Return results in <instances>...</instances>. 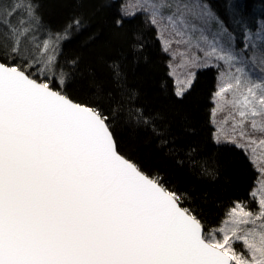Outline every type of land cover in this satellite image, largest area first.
Segmentation results:
<instances>
[{
	"label": "snow or ice",
	"instance_id": "6c2138e0",
	"mask_svg": "<svg viewBox=\"0 0 264 264\" xmlns=\"http://www.w3.org/2000/svg\"><path fill=\"white\" fill-rule=\"evenodd\" d=\"M40 8L41 0H0V264H264V188L252 193L258 211L237 203L206 226L186 194L124 150L115 109L69 95L79 61L61 63L59 43L82 21L51 32ZM137 11L191 65L223 62L214 101L232 108L224 122L245 144L225 140L250 152L264 146V19L253 32L246 0H229L243 32L238 52L205 0H139L115 25ZM123 75L114 64L118 84ZM194 80L190 72L176 95Z\"/></svg>",
	"mask_w": 264,
	"mask_h": 264
},
{
	"label": "trees",
	"instance_id": "16d2710c",
	"mask_svg": "<svg viewBox=\"0 0 264 264\" xmlns=\"http://www.w3.org/2000/svg\"><path fill=\"white\" fill-rule=\"evenodd\" d=\"M205 1L239 41L243 32L232 22L229 0ZM246 2L249 16L255 17L249 25L255 32L264 19L260 15L264 0ZM122 8L123 0H41L46 30L58 32L73 19L82 21L59 43L61 63L74 57L79 61V83L69 95L115 109L124 150L142 169L161 176L170 190L186 194V206L195 209L206 226H219L237 203L256 211L255 165L243 149L215 140L217 70L196 71L192 87L178 97L157 30L142 13L117 27L114 21ZM114 64L124 74L119 84L113 78Z\"/></svg>",
	"mask_w": 264,
	"mask_h": 264
},
{
	"label": "rangeland",
	"instance_id": "374dc122",
	"mask_svg": "<svg viewBox=\"0 0 264 264\" xmlns=\"http://www.w3.org/2000/svg\"><path fill=\"white\" fill-rule=\"evenodd\" d=\"M138 3H139V0H123V7L128 6L129 11H136V6ZM137 13H142V12L137 11L136 14ZM142 14L147 17L146 14H144V13H142ZM209 27L212 29L213 32L219 30L218 26L215 24H210ZM219 27H226V26L223 22V24L220 25ZM228 31L231 32L230 30H228ZM232 34L235 37H237L234 33H232ZM242 37L243 36H239L238 37L239 41L236 39L234 44H233V48L235 50H237L238 52L242 48V43H243ZM158 38L161 42V45H162L164 52L169 57L170 74L175 81L176 91L185 86V81L188 79V74L190 72L196 74V71H198L199 69L209 67V66H193V65H191L190 63H188L186 58H184L180 54L181 52H183V46L178 47L176 44H172V46L169 48L168 43L165 42V38L161 37L159 33H158ZM166 48L168 49L167 51L165 50ZM193 51H195V50H193ZM195 54L198 56H202V54L199 52H196ZM213 63L215 64L216 62L213 61ZM219 63L221 65L220 68H217L215 66H211L217 70V88H218L219 82H220V72L224 69L223 62H219ZM230 98L231 97L229 95V99ZM213 103H214V106H213V111H212V124L214 127V136L215 137L220 136L222 143H230V142H227L225 140V137H232V138L237 139L238 143L245 144V141L240 140L238 136L234 135V133L232 131V120L228 119L227 123L224 122L225 118L229 117L230 113L233 111L232 108L230 106H228L227 104H225L222 108H217V104L219 102L213 100ZM214 110H215V113H214ZM253 135H257V134H253ZM234 145H236V144H234ZM239 148H241L245 151V148H242V147H239ZM245 152L247 153V155L251 159L252 163L255 165V167L258 171V174H259V177L256 181L255 188L253 191H256L258 186H260L261 188H264V184H261V181H264V175H261V171H264V146H260V147L256 148L255 152H250V151H245ZM260 195L264 196V191L260 192ZM255 200L257 202V199H255ZM258 210H259V207L256 211H258ZM256 211H253V212H256ZM236 247L238 248V250L243 251V248L240 244H237Z\"/></svg>",
	"mask_w": 264,
	"mask_h": 264
}]
</instances>
